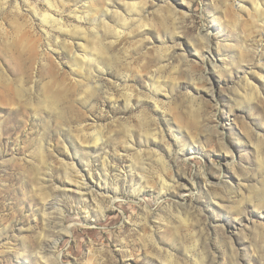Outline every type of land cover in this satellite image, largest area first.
<instances>
[{"label":"rangeland","instance_id":"rangeland-1","mask_svg":"<svg viewBox=\"0 0 264 264\" xmlns=\"http://www.w3.org/2000/svg\"><path fill=\"white\" fill-rule=\"evenodd\" d=\"M47 1L0 0V264H264V0Z\"/></svg>","mask_w":264,"mask_h":264},{"label":"bare ground","instance_id":"bare-ground-1","mask_svg":"<svg viewBox=\"0 0 264 264\" xmlns=\"http://www.w3.org/2000/svg\"><path fill=\"white\" fill-rule=\"evenodd\" d=\"M48 3H49V7L47 8V9H45V11L44 12H41V11H38L37 9H36V7L35 8H33L32 7V9H33V13H34V16H36V17H40V19H41V22L43 23V24H45V25H51V26H59L60 28H63V26H65V24H64V22L58 17V16H56L53 12V9L52 8H54V5H53V3L49 0V1H47ZM112 2V1H111ZM251 2L253 3V6H254V9L257 11V12H259L260 10H261V3H260V0H251ZM136 4L137 3H133V4H131V8L132 7H136ZM133 8V9H134ZM110 12V10H109V8H106L105 9V13L103 14V17H105V15H107L108 13ZM79 16V15H78ZM120 17V16H119ZM103 19V18H102ZM65 30L67 31V32H74V33H79L80 35H83L84 34V31H83V29H81L80 27H78V26H76V27H74V28H72V29H68V28H66L65 27ZM100 41V40H99ZM96 43L97 44H95L96 45V47H94L93 48V51H91V52H89V53H87V52H85L84 53V55L81 57L82 59H81V61L84 59V60H86V61H89V62H92L93 60L95 61V59H97V57H103V54H105V52H106V45H104L102 42L100 43V42H97L96 41ZM112 44L114 43V42H111ZM88 51V50H87ZM107 53V52H106ZM107 55H108V53H107ZM79 56V55H78ZM110 57V56H109ZM80 58V57H79ZM107 58V57H106ZM104 59V60H107V59ZM102 59V58H101ZM90 60H92V61H90ZM212 63V62H211ZM215 64V63H214ZM214 66H216V64L214 65ZM88 68H89V66H88ZM7 79V78H6ZM6 90V89H5ZM20 91H21V89L19 90L18 89V91H17V93H20ZM7 92V91H6ZM22 92V91H21ZM22 95V94H21ZM158 106V105H157ZM100 140H101V137L100 136H96V138H95V145L96 144H98L99 142H100ZM92 176H91V173H89L88 174V177L85 179H83V176H82V178H81V181H78L77 183L79 184V189L81 188V189H83V187H85L86 189H83V190H87V191H89V192H91V193H94V187H95V184L94 183H91V181H89V178H91ZM164 178V177H163ZM161 179V181H162V183H163V187H166L167 188V186H168V181H166L165 179ZM80 180V179H79ZM170 186V185H169ZM80 189V190H81ZM165 189V188H164ZM116 192H118L117 191V189H116ZM115 192V193H116ZM115 195V194H114ZM46 209H48V208H46ZM99 209H101V208H99ZM102 211H104L103 209H101ZM60 211H61V209H60ZM58 223H59V231L53 236V241H52V247H53V249H57V247H58V245H59V241H60V239L65 235V234H69V233H71L72 231L70 230V228L69 227H67V226H65V224L63 223V214L61 213V216H60V218H59V220H58Z\"/></svg>","mask_w":264,"mask_h":264}]
</instances>
